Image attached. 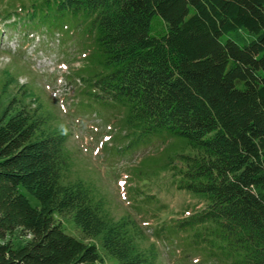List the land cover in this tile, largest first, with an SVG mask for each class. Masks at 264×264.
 Instances as JSON below:
<instances>
[{
	"label": "trees",
	"instance_id": "16d2710c",
	"mask_svg": "<svg viewBox=\"0 0 264 264\" xmlns=\"http://www.w3.org/2000/svg\"><path fill=\"white\" fill-rule=\"evenodd\" d=\"M23 2L26 28L87 21L101 69L86 83L123 110L130 144L162 131L184 139L189 152L167 165L197 204L165 225L166 239L185 235L198 264H264V0ZM37 110L0 119V264H102L98 245L65 233V212L118 264H156L138 221L110 220L70 181L66 135L39 132Z\"/></svg>",
	"mask_w": 264,
	"mask_h": 264
},
{
	"label": "rangeland",
	"instance_id": "374dc122",
	"mask_svg": "<svg viewBox=\"0 0 264 264\" xmlns=\"http://www.w3.org/2000/svg\"><path fill=\"white\" fill-rule=\"evenodd\" d=\"M22 1L29 5V0H0V119L23 108H38L37 117L44 116L39 132L66 135L70 181L88 185L110 220L129 216L138 221L148 235L144 246L156 247V264H198L201 258L188 254L193 249L185 235L166 239L165 225L180 217L187 205L197 204L191 193L176 188L167 165L179 166V155L189 152L184 139L162 131L130 144L133 136L126 135L118 117L123 110L108 99L93 97L86 83L101 69L94 60L99 54L87 21L53 17L44 27L26 28V16L21 17L18 8ZM14 7L18 15L6 19ZM56 220L66 234L98 245L102 264H118L99 238L73 225L72 212Z\"/></svg>",
	"mask_w": 264,
	"mask_h": 264
}]
</instances>
